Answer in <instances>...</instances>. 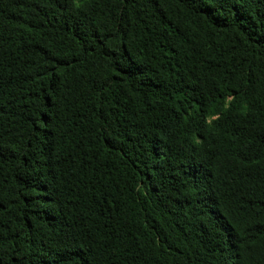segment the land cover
I'll return each mask as SVG.
<instances>
[{
  "label": "trees",
  "instance_id": "trees-1",
  "mask_svg": "<svg viewBox=\"0 0 264 264\" xmlns=\"http://www.w3.org/2000/svg\"><path fill=\"white\" fill-rule=\"evenodd\" d=\"M0 264H264V0H0Z\"/></svg>",
  "mask_w": 264,
  "mask_h": 264
}]
</instances>
